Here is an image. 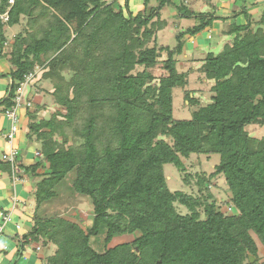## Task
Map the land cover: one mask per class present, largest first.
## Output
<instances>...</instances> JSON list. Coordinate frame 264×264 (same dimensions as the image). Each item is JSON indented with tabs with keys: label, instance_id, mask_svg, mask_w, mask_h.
I'll list each match as a JSON object with an SVG mask.
<instances>
[{
	"label": "trees",
	"instance_id": "1",
	"mask_svg": "<svg viewBox=\"0 0 264 264\" xmlns=\"http://www.w3.org/2000/svg\"><path fill=\"white\" fill-rule=\"evenodd\" d=\"M240 1L231 13L245 22L229 23L223 34L231 40L205 52L197 68L180 72L177 58L187 37L224 20L214 10L197 12L188 0H143L145 9L156 5L136 13L129 0L124 6L118 0H0V58L11 66L0 74L11 79L0 111L13 104L16 81L35 66L42 68L37 86L59 105L48 117L47 102L27 109L23 131L41 157L25 164L19 152L16 160L35 180L32 227L12 235L16 257L35 241L43 251L53 248L44 264H261L264 7L254 24L246 0ZM165 6L193 19L173 47L157 45L156 33L167 25ZM18 24L22 30L8 40L6 27ZM195 71L213 81L210 101L201 105L185 89L197 108L189 119H175L173 91ZM251 124L263 128L260 138L246 130ZM191 154H218L219 162L208 175L196 173V194L170 190L164 165L183 172L191 187L182 160ZM0 171L11 173L10 161L0 157ZM71 173L72 192L91 201L90 224L38 213ZM218 175L228 188L224 207L210 190ZM125 235L131 239L109 246Z\"/></svg>",
	"mask_w": 264,
	"mask_h": 264
},
{
	"label": "rangeland",
	"instance_id": "2",
	"mask_svg": "<svg viewBox=\"0 0 264 264\" xmlns=\"http://www.w3.org/2000/svg\"><path fill=\"white\" fill-rule=\"evenodd\" d=\"M124 1L125 0H119L118 4L124 6ZM187 4L197 12L201 10L209 11L212 9L214 10V13L217 16H223L224 20L213 21L212 26L207 28L208 30H203L198 35V37H187L186 42H189L188 47L191 46V44H197L198 41H200V44L209 43L210 46L202 47L201 51H197V49L191 51L184 49L183 53H181L177 58V69L180 72H186L189 71L191 68H197L201 64V59L204 58L205 52L209 50L214 51L215 53L218 52L222 48V42L219 41L221 38H223L225 42L230 41L232 36H226V34H224L225 36H221V34H223V32H225L229 28V23L233 21L237 22L238 24L245 22V18L242 15L234 17L231 13L232 10L234 11L238 9L241 4L240 0H188ZM152 5H156V3L151 2L149 6L145 9L143 5V0H129V6H131L132 11L134 13H136L137 11H147ZM245 5L248 11H250L251 21L255 24L261 15V10L264 7V0H246ZM161 18L167 21V25L164 28L158 30L156 33L157 45L159 46L163 45L173 47L176 44V34L182 30H185L187 27H190L193 24V19L179 18L176 9L172 6H165L162 9ZM24 22L25 19L22 17L21 23ZM21 30V24L14 25L12 27H6L7 39L12 40V38ZM219 36H221V38ZM218 37L220 39H218ZM197 38L200 40H195ZM150 44H152V42ZM7 45L8 44H6V46ZM162 54V56L164 57L165 52H163ZM2 59L7 58L2 57ZM154 72L155 74L162 73L161 71H159L158 67L154 69ZM188 79L189 82L184 88H177L173 91V117L175 119H189L191 116V112L197 108L196 104H190L187 101L184 92L185 89L193 91L194 95L198 98L199 103L201 105H204L210 101V96L212 94L210 88L213 81H207L206 79H204V75L197 71L191 73ZM46 86L48 88H52L51 84L48 82ZM47 98V106L49 108L47 107L48 109L46 115L44 116L48 117V115H50L51 112L56 110L59 105L55 102L54 99H51V96ZM44 113L41 112L40 114L43 115ZM20 130L21 129L17 131L13 141L17 147H20L21 145L27 146V141H22L21 139L22 136L19 133ZM246 130L249 132L250 135L256 138H260L263 134V128L256 124L246 126ZM57 138L58 140L60 139L59 137ZM2 142L4 143L3 138ZM182 160L186 166L187 173L190 174L191 187L187 186V184L183 182L184 173L178 171V169L173 164L164 165V174L166 176L167 185L172 191L182 190L196 194V173L198 174L204 172L207 175L210 174L214 170V166L219 162V155L212 154L211 156H198L196 154H191L188 158H182ZM73 175L74 173L68 175L66 180L62 182V185L57 187V195H60V197H57L52 200L55 202L52 203L53 205H51L49 209H38V213L40 216L50 217L55 215H62L69 218L70 220L82 222L83 225L90 224V217L92 215L91 201L86 196L76 195L72 192L70 181ZM210 190L214 194V197L217 201V205L221 206L222 204L224 207L225 205L224 203H222V201L228 199V188L222 175H218L212 180ZM176 208L181 213H185L187 211L184 206L179 204H176ZM127 239H131V236L128 237L125 235L118 238H114L110 242L109 246H112L117 242H121ZM92 243L93 245H95L94 242ZM260 247L261 245L259 244V248ZM52 250L53 248L51 249V251ZM49 253L50 251L47 250L46 254ZM259 255L260 262H262V260H264V254L261 255L259 253ZM17 258L18 257H16L15 255V259ZM16 261L12 264H15Z\"/></svg>",
	"mask_w": 264,
	"mask_h": 264
},
{
	"label": "crops",
	"instance_id": "3",
	"mask_svg": "<svg viewBox=\"0 0 264 264\" xmlns=\"http://www.w3.org/2000/svg\"><path fill=\"white\" fill-rule=\"evenodd\" d=\"M130 9L132 10L131 6ZM221 36L225 35L221 34ZM221 36L219 37L221 38ZM219 37L218 39H220ZM195 40L200 39L197 38ZM219 41L222 42H220L222 45L225 43V40L223 38H221ZM188 44L189 42L187 41L185 43L184 49L190 51L194 49H197V51H201L202 47L210 46L209 43L200 44V41H198L197 44H191V46L189 47ZM8 63L9 62H7V59H0V74H7L10 72L11 66ZM10 81L11 79L9 76L0 75V98H2L6 94ZM30 93L31 90H29L28 94ZM42 98L44 101L48 102L47 95L45 96L44 93L41 99ZM39 100L37 104L40 103ZM19 115V124H21V130L19 133L22 136V141H27V146L21 145L20 147H17L13 141L14 139L10 144L6 142L4 134L9 130L10 122L3 116L2 111H0V154L3 151L9 150L10 146H13L22 153L23 156L21 158V161H23L25 164H30L37 159V157L35 156V152H37L38 149L33 143L27 140L26 133L25 131H23L28 122L27 109L19 110ZM1 137L4 139V143L2 142ZM20 177L21 180L13 181L10 172L8 173L6 171H0V223L2 222V213L9 215V220L2 225L3 230L0 235V264H12L17 259L18 260L15 264H44L43 257L46 254L47 250L51 251V248L49 247L48 249H46V251H43V249L39 247L38 243L35 241H30L29 243H27L24 246L21 255L17 259H15V255L19 249V244L17 243L16 239L12 237V235L16 233L20 235L27 234L30 231L32 227L31 218L34 212V200L32 192L35 180L24 171ZM57 197H60V195H57L55 198ZM53 199H51V201L49 202H45L41 206V209H49L50 206L53 205L52 203L55 202L52 201ZM263 252V248L260 247L259 253L262 255L264 254ZM261 264H264V260H262Z\"/></svg>",
	"mask_w": 264,
	"mask_h": 264
},
{
	"label": "built area",
	"instance_id": "4",
	"mask_svg": "<svg viewBox=\"0 0 264 264\" xmlns=\"http://www.w3.org/2000/svg\"><path fill=\"white\" fill-rule=\"evenodd\" d=\"M41 72L42 68L35 66V68L31 72L26 74L22 80L16 81L17 87L14 91V97L12 99L13 104L2 111L3 116L10 122L9 130L4 134V137L8 144L12 142L17 131L20 129L19 110L34 108L37 105L38 100L41 99L43 95L42 91L37 86V81L39 80ZM29 90H31L30 94H28ZM7 91L3 97L7 95ZM39 101L40 103H46L43 98ZM35 156L37 158L41 157V153L37 151L35 152ZM0 157L4 160L10 161L11 176L13 181L21 180L20 176L24 170L20 168L16 162L17 158L19 157V151L17 150V148L10 146L9 150L1 152ZM227 209L231 210V207H227ZM1 220L2 222L0 223V235L3 230L2 225L9 220V215L2 213Z\"/></svg>",
	"mask_w": 264,
	"mask_h": 264
},
{
	"label": "water",
	"instance_id": "5",
	"mask_svg": "<svg viewBox=\"0 0 264 264\" xmlns=\"http://www.w3.org/2000/svg\"><path fill=\"white\" fill-rule=\"evenodd\" d=\"M254 258L253 257H251V260H253Z\"/></svg>",
	"mask_w": 264,
	"mask_h": 264
}]
</instances>
